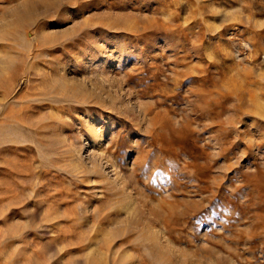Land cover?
Instances as JSON below:
<instances>
[{"label": "rangeland", "instance_id": "374dc122", "mask_svg": "<svg viewBox=\"0 0 264 264\" xmlns=\"http://www.w3.org/2000/svg\"><path fill=\"white\" fill-rule=\"evenodd\" d=\"M0 264H264V0H0Z\"/></svg>", "mask_w": 264, "mask_h": 264}, {"label": "bare ground", "instance_id": "6f19581e", "mask_svg": "<svg viewBox=\"0 0 264 264\" xmlns=\"http://www.w3.org/2000/svg\"><path fill=\"white\" fill-rule=\"evenodd\" d=\"M126 23H127V21H126ZM124 24H125V22H124ZM124 24H123V25H124ZM129 25H130V24H129ZM129 28H130V27H129ZM113 48H114V47H113ZM109 58H110V57H109ZM105 60L107 61V58H106ZM105 60H103V61H105ZM97 63H98V62H97ZM102 63H103V62H102ZM105 63H106V62H105ZM108 63H111V62H108ZM98 64H99V63H98ZM98 64H97V65H98ZM100 64H101V63H100ZM103 64H104V63H103ZM103 64H102V65H103ZM91 65H93V60H92V59H90L89 62H88V66H91ZM106 66H108V65H106ZM106 66H105V67H106ZM110 66H111V65H110ZM98 67H99V66H98ZM105 67H104V68H105ZM99 68L101 69V67H99ZM102 68H103V67H102ZM87 124L89 125V122H88ZM110 126H111V125H110L109 123L105 122L103 125H101V127H99L101 130L104 131V133L101 134V135L98 134V135L94 138V141H93L94 145L96 146V145L98 144L96 147H99V145L102 143V141H104L103 139H105L106 136L108 135V134H107V135L105 136V132H106L105 130L109 129ZM96 131H98V130H97V126H95V123H94V124H91V126H90V128H89V133H87V134H89V136H90V135L96 134ZM100 132H101V131H100ZM107 132H108V131H107ZM107 132H106V133H107ZM87 134H86V136H87ZM109 136H110V135H109ZM90 137H91V136H90ZM88 138H89V137H88ZM88 138H87V140H89ZM109 139H110V138H109ZM112 139L114 140V139H117V138H111V140H112ZM90 140H92V138H91ZM114 141H117V140H114ZM118 143H119V142H118ZM114 144H115V143H113V141H111V144H110V145H111V148L114 147ZM107 145H108V144H107ZM100 146H101V145H100ZM101 147H102V146H101ZM106 147H107V146H106ZM94 148H95V147H94ZM104 148H105V147H104ZM96 149H97V148H96ZM114 149H115V148H114ZM101 152H102V154H103V150H102ZM111 152H112V151H111ZM113 152H114V151H113ZM77 153H78V152H77ZM102 154H101V155H102ZM107 154H108V152H107ZM98 155H99V154H98ZM108 155H110V154H108ZM108 155H106V156H108ZM111 155H112V154H111ZM111 155H110V156H111ZM114 155H115V154H114ZM146 156H147V155H146ZM102 157H103V156H102ZM102 157H101V158H102ZM111 157H112V156H111ZM113 157H114V156H113ZM103 158H104V157H103ZM108 158H109V157H108ZM93 160H94V159H93ZM97 160H98V159H97ZM101 161H103V160H101ZM104 161H107V159H106V160L104 159ZM140 161H141V160H140ZM109 162H110V161H109ZM105 163H106V162H105ZM110 163H111V162H110ZM99 164H100V163H99ZM107 165H108V164H107ZM112 166H113V165H111V167H112ZM132 166H133V165H132ZM135 166H136V165H135ZM113 167H114V166H113ZM98 169H100L99 166H97V164H94V165L92 166V168H91V173L97 172ZM135 170H136V169H135ZM135 170H134V173H135ZM140 170H141V169H140ZM136 171H137V170H136ZM116 175H117V174H116ZM116 177H119V176H116ZM126 188H127V187H126Z\"/></svg>", "mask_w": 264, "mask_h": 264}]
</instances>
